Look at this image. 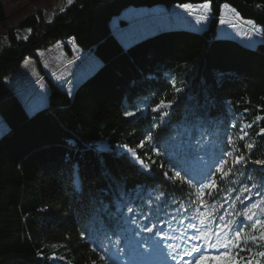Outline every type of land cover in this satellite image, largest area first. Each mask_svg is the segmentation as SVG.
<instances>
[{"label": "trees", "instance_id": "trees-1", "mask_svg": "<svg viewBox=\"0 0 264 264\" xmlns=\"http://www.w3.org/2000/svg\"><path fill=\"white\" fill-rule=\"evenodd\" d=\"M204 2L73 0L54 12L37 10L17 23L18 30H5L0 41V264H119L117 258L127 249L134 250L138 263L147 244L143 241L153 236L141 230L144 225L156 223L165 232L167 226L189 223L190 190L162 175L169 171V154L156 157L147 145L137 148L149 131L154 146L167 147L196 175L228 149V136L236 140L239 127L252 123L249 137L237 140V146L255 141L257 147L245 153L249 163L241 170L243 176L233 178L238 182L224 185L240 191L227 200L221 194L219 214L231 212L232 205L242 210L264 200L254 193L244 204L236 200L242 196L241 182L264 183V166L251 163L264 159V137L255 135L264 119L253 123L264 117V35L250 47L216 34L223 5L264 29V0H210L213 18L204 30L164 27L126 46L110 27L112 18L128 7ZM6 19L0 0V25ZM67 41L90 53L96 66L76 82L72 95L42 76L46 101L27 111L6 78L25 58L37 61L38 51ZM63 47L71 55L69 46ZM73 81L74 76L61 84L71 86ZM161 99L174 100L163 117V109L152 111ZM126 111L135 115L125 116ZM126 148L136 149L145 162L156 160L152 171L145 173ZM259 191L264 193V187ZM160 192L166 195L158 202ZM234 251L229 246L227 254ZM206 257L202 264H231L224 246ZM254 261L264 264V258Z\"/></svg>", "mask_w": 264, "mask_h": 264}, {"label": "snow or ice", "instance_id": "snow-or-ice-1", "mask_svg": "<svg viewBox=\"0 0 264 264\" xmlns=\"http://www.w3.org/2000/svg\"><path fill=\"white\" fill-rule=\"evenodd\" d=\"M67 3L71 5L73 0H67ZM177 7L189 9L192 6L189 4H181ZM201 7L203 10L210 11V0H205ZM225 7L228 6L225 5ZM233 11L235 10L233 9ZM207 18V15H202L197 23L205 21ZM223 22L222 20L221 23ZM248 23L252 24L253 22L248 21ZM233 26L235 25L233 24ZM27 31L29 33L31 32L30 29ZM252 32L254 34L264 35V29L262 28H253ZM27 38V36L24 37V39ZM175 90L177 92L180 91L179 88ZM68 95H72L71 88L68 89ZM173 103L174 100L166 101L165 99H161L159 103L153 107L152 111L161 112L163 109L164 111L161 113L162 117L167 116V110L171 108ZM124 115L134 116L135 112L126 111ZM261 119H264V117L257 116L253 123ZM155 126L159 127V124ZM252 126V123L240 126V135L236 140H234L232 136H228V149L220 154L219 159L206 164L205 168L201 169L196 175H193L189 170L183 168L181 166V157L173 156L167 147L162 149L161 147L154 146V136L151 131H149L145 139L137 145V148H144L146 145L149 146L156 157L168 153L169 171L162 173L165 181L174 185H186L190 190L188 198L189 204L193 209V214L189 217L190 222L187 225L186 233L191 232L188 239L199 243H194L190 250L180 255L181 260H183L184 257H191V264H202L207 258L204 253V246L209 245L215 247L221 240L224 241L225 258L229 260L231 264H255L254 257L257 259L264 258V250H259L264 249V200L245 204L242 210H237L236 205H232L231 212L224 215L219 214V208L223 207V204L219 201L221 194H224V199L227 200L232 192L240 191V189L228 188L224 187V185L226 183L238 182L233 178L236 176H243L244 172L241 170L246 169L249 163V155L245 153H252L253 149L257 147L255 141L237 146V140L245 141L246 138L249 137L247 129L252 128ZM232 127L236 128L237 125L233 124ZM255 135L264 137V127L259 128ZM126 153L131 155L132 159L139 164L140 168L143 169L145 173H150L152 171L151 164L157 163L156 160L151 159L150 162H145L134 148H126ZM183 159H187V154ZM251 163L264 166V159L251 160ZM160 167L163 169L165 165L161 164ZM260 171L264 173V167H261ZM247 179L252 180V177L249 175ZM241 185L242 196L236 197V200L241 204H244V201H251L253 199V193L258 196L264 195V193L259 191L260 188L264 187V183H253L249 186L241 182ZM165 195L164 192H160L155 196V200L158 202L162 201ZM148 203H152L151 197H149ZM180 208L184 212H188V208L184 207L183 204L180 205ZM205 209H211V211H205ZM127 211L132 213L134 209L129 207ZM148 218V216L144 217L145 220ZM191 221L197 222L194 223ZM242 221H248L250 223L244 224ZM160 223L161 225L163 224L162 221ZM181 223H183V220ZM141 230L153 234V236H149L143 241L144 243H149L150 241L149 247L152 248L153 252H162L165 247V241L172 238L164 234L163 226L157 230L156 223H152L151 226L144 225ZM213 238H215V243H213ZM139 243L140 242H138V244ZM166 246L168 248H173L172 245ZM229 246L235 250L231 255L227 254ZM253 247H255L257 251L253 252ZM242 253H247V255H243ZM169 255L173 260L176 259V255H172L171 252H169ZM53 258L63 259V257ZM100 260H105V256H100Z\"/></svg>", "mask_w": 264, "mask_h": 264}, {"label": "rangeland", "instance_id": "rangeland-1", "mask_svg": "<svg viewBox=\"0 0 264 264\" xmlns=\"http://www.w3.org/2000/svg\"><path fill=\"white\" fill-rule=\"evenodd\" d=\"M1 2L7 19L5 26L0 25V41L5 40V30L7 28L16 27L18 30L17 23L26 15L34 13L37 10L54 12L53 9L56 6L61 8L68 4L67 0H1ZM177 6L173 5L169 8H165L163 5L138 8L128 7L119 16L112 18L110 22L111 30L115 33L120 43L126 46L130 42L132 43L146 36V34H150V32L154 33L157 29L164 27L181 26L189 30L202 31L206 28L209 20L213 18L211 10H203L201 7L202 4L191 5L192 7L189 9ZM202 15H207V20L197 23ZM216 19V34L218 37L232 38L244 46L250 47L255 46L256 43L261 41V35L252 32L253 28L258 27L254 26L253 23L249 24L247 20L240 19L229 6H221L220 14ZM120 20L125 22L126 25L124 28L120 27ZM222 20L224 21L223 23H221ZM16 33L19 32L16 31ZM63 44L69 46L71 55L67 54ZM37 56V61L25 58L19 69L6 78L7 84L20 96L25 108L29 112L34 107L43 105L45 102L48 88L45 77L42 78V76L51 77L53 81H56L55 84L57 86H61L68 91L69 88L72 90L78 80L77 77L75 78L76 71L82 67L87 59H89L87 64L90 62L88 67L92 66L94 68L96 66V60L93 62L92 55L87 52H81L68 41L66 43L58 42L46 50H40L37 52ZM72 76H74V81L71 86L58 84L60 81L68 82ZM3 128L4 124L1 121L0 132H2ZM187 225L188 223L167 226L164 234L172 238L165 241L163 251L153 252L152 248L149 247L150 242L147 243L143 250L144 260L146 262L142 261L140 264H191V257H184L183 260L180 259V255L190 250L194 243H199L188 239L191 232L186 233ZM213 243H215V238H213ZM223 244L224 241L221 240L215 247L205 245L204 253L212 254L214 251H219ZM166 245H172L173 248H168ZM169 252L172 255H176L175 260L169 255ZM117 263L136 264L134 250L127 249L123 256L117 258Z\"/></svg>", "mask_w": 264, "mask_h": 264}, {"label": "crops", "instance_id": "crops-1", "mask_svg": "<svg viewBox=\"0 0 264 264\" xmlns=\"http://www.w3.org/2000/svg\"><path fill=\"white\" fill-rule=\"evenodd\" d=\"M124 28V27H123ZM124 30V29H123ZM90 54V53H89ZM89 59H87L86 61H85V63L82 65V67L78 70V71H76L77 73H75L76 75H75V78L77 77V82L82 78V77H84L86 74H88V73H90L91 71H92V69H93V67L91 66V67H88V64L90 63H88L87 64V61H88ZM96 59L93 57V62L95 61ZM92 62V61H91ZM96 63H97V61H96ZM93 65H94V63H93ZM53 77V76H52ZM51 78V77H50ZM53 79H54V77H53ZM54 82H56V81H54ZM62 83V81H60V83H58V84H61ZM44 101H46V99L44 100ZM38 107V106H37ZM35 108V107H34ZM1 122V121H0Z\"/></svg>", "mask_w": 264, "mask_h": 264}]
</instances>
